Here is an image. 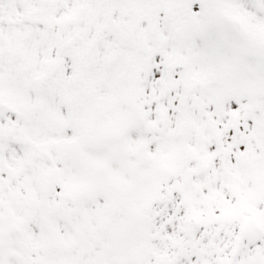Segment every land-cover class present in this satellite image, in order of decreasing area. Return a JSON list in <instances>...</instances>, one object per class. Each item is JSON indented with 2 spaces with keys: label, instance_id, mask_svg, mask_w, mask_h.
Here are the masks:
<instances>
[{
  "label": "snow or ice",
  "instance_id": "6c2138e0",
  "mask_svg": "<svg viewBox=\"0 0 264 264\" xmlns=\"http://www.w3.org/2000/svg\"><path fill=\"white\" fill-rule=\"evenodd\" d=\"M0 264H264V0H0Z\"/></svg>",
  "mask_w": 264,
  "mask_h": 264
}]
</instances>
